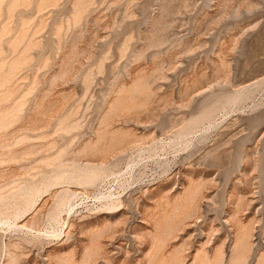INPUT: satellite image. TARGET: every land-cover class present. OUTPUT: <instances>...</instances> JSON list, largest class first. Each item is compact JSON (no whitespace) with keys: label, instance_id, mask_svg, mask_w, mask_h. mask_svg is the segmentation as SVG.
Here are the masks:
<instances>
[{"label":"rangeland","instance_id":"374dc122","mask_svg":"<svg viewBox=\"0 0 264 264\" xmlns=\"http://www.w3.org/2000/svg\"><path fill=\"white\" fill-rule=\"evenodd\" d=\"M81 1L0 0V264H264V0Z\"/></svg>","mask_w":264,"mask_h":264},{"label":"bare ground","instance_id":"6f19581e","mask_svg":"<svg viewBox=\"0 0 264 264\" xmlns=\"http://www.w3.org/2000/svg\"><path fill=\"white\" fill-rule=\"evenodd\" d=\"M80 1H81V0H80ZM22 2H23V1H22ZM81 2H82V1H81ZM86 2H87V1H86ZM7 11H8V10H7ZM9 12H10V10H9ZM3 29H4V28H3ZM23 56H24V55H23ZM25 58H26V57H25ZM21 60H22V59H21ZM17 62H18V61H17ZM17 62H15V63H17ZM0 67H1V66H0ZM8 67H9V66H8ZM8 67H7V68H8ZM11 71H12V70H11ZM4 74H5V73H4ZM8 74H9V73H8ZM6 75H7V74H6ZM6 75H5V76H6ZM5 76H4V77H5ZM1 77H2V76H1ZM0 82H1V80H0ZM3 85H4V84H3ZM2 98H3V97H2ZM4 98H6V97H4ZM4 98H3V99H4ZM0 100H1V98H0ZM16 106H17V105H16ZM13 109H14V108H13ZM7 110H9V109H7ZM3 113H4V112H3ZM6 113H8V112H6ZM1 115H2V114H1ZM4 115H5V114H4ZM4 115H3V116H4ZM3 116H2V117H3ZM5 116H6V115H5ZM1 119H2V118H1ZM4 119H5V118H4ZM5 122H6V121H5ZM2 124H3V123H2ZM2 124H1L0 126H1L2 128H4L3 126H5V125L3 124V126H2ZM62 129H63V128H62ZM65 130H66V129H65ZM86 148H87V147H86ZM84 150H85V148H84ZM57 160H58V159H57ZM48 161H49V159H48ZM42 163H43V162H42ZM50 164H51V163H50ZM50 164H49V165H50ZM51 165H53V164H51ZM30 190H31V189H30ZM33 190H34V188H33ZM18 191H19V190H18ZM28 191H29V190H28ZM34 191H35V190H34ZM34 191H33V192H34ZM19 192H20V191H19ZM25 192H26V191H24V193H25ZM30 192H31V191H30ZM31 196H32V195H31ZM109 205H110V204H109ZM163 225H164V224H163ZM161 227H162V226H161ZM163 227L166 228L167 226H163ZM161 229H162V228H161ZM169 230H170V229H169ZM167 231H168V230H167ZM165 232H166V230H165ZM164 234H165V233H164ZM167 234H168V233H167ZM165 236H166V235H165ZM237 248H238V247H237ZM10 250H11V249H10ZM7 252H8V251H7ZM11 252H12V251H11ZM90 252H92V251H90ZM92 254H93V253H92ZM13 258H14V257H13ZM11 259H12V258H11ZM9 261H10V260H9ZM9 261H8V262H9ZM64 263H65V262H64Z\"/></svg>","mask_w":264,"mask_h":264}]
</instances>
